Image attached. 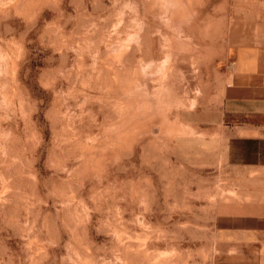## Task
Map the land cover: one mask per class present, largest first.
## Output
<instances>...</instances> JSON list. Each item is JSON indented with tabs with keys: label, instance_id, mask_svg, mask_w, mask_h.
Here are the masks:
<instances>
[{
	"label": "rangeland",
	"instance_id": "obj_1",
	"mask_svg": "<svg viewBox=\"0 0 264 264\" xmlns=\"http://www.w3.org/2000/svg\"><path fill=\"white\" fill-rule=\"evenodd\" d=\"M245 3L0 0V264L264 262L258 145L203 128Z\"/></svg>",
	"mask_w": 264,
	"mask_h": 264
},
{
	"label": "crops",
	"instance_id": "obj_2",
	"mask_svg": "<svg viewBox=\"0 0 264 264\" xmlns=\"http://www.w3.org/2000/svg\"><path fill=\"white\" fill-rule=\"evenodd\" d=\"M242 1L246 2L244 10L236 12L232 24V70L222 90L220 112L212 124L199 127L213 137L226 135L229 145L257 144L256 155L243 158L264 165V0ZM236 223L237 229L264 233V215L245 213Z\"/></svg>",
	"mask_w": 264,
	"mask_h": 264
}]
</instances>
